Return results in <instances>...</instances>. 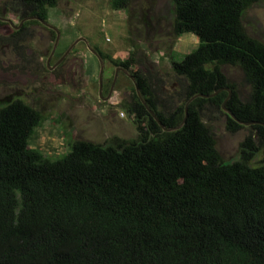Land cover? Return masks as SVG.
I'll use <instances>...</instances> for the list:
<instances>
[{"label": "trees", "instance_id": "1", "mask_svg": "<svg viewBox=\"0 0 264 264\" xmlns=\"http://www.w3.org/2000/svg\"><path fill=\"white\" fill-rule=\"evenodd\" d=\"M132 0H109L126 10ZM176 34L200 44L173 72L185 81L173 109L160 104L132 58L114 61L139 83L138 136L106 143L75 140L61 158L30 146L41 113L21 99L0 108V264H264V43L248 34L246 10L258 0H171ZM21 17L49 19L58 0H17ZM1 16V15H0ZM36 22L38 21H30ZM29 22V23H30ZM0 24L3 22L0 21ZM56 37V32H53ZM94 48L104 60L109 56ZM134 60V61H133ZM239 67L250 87L242 100L223 70ZM226 114L235 133L249 129L239 158L226 161L204 119Z\"/></svg>", "mask_w": 264, "mask_h": 264}, {"label": "rangeland", "instance_id": "2", "mask_svg": "<svg viewBox=\"0 0 264 264\" xmlns=\"http://www.w3.org/2000/svg\"><path fill=\"white\" fill-rule=\"evenodd\" d=\"M16 1L0 0V15L18 23L22 12L11 7ZM174 17L171 0H132L126 10L112 9L109 0H58L57 6L50 8L48 19L61 32L57 51L49 62L53 68H48L47 60L55 37L48 28L29 23L23 30L26 35L22 38V32L14 43L8 25L0 24V108L16 98L37 109L43 119L30 146L51 159L61 158L75 140L102 144L136 138L135 114L130 112L137 100L135 85L114 61L134 55L132 70L149 76L160 104L173 109L180 101L185 81L173 72L171 62L182 60L200 44L193 33H175ZM243 23L249 35L264 43V0L246 10ZM81 37L109 56L102 97L100 62L86 42L79 41L64 58ZM223 70L239 97L246 100L250 87L243 71L236 66H224ZM204 119L223 158L238 159L249 129L228 131L226 114L209 106ZM263 155L261 149L258 160Z\"/></svg>", "mask_w": 264, "mask_h": 264}, {"label": "water", "instance_id": "3", "mask_svg": "<svg viewBox=\"0 0 264 264\" xmlns=\"http://www.w3.org/2000/svg\"><path fill=\"white\" fill-rule=\"evenodd\" d=\"M26 20H32V19H37L39 20L40 22H42L44 25H46L47 27L53 29V30H56L57 32V39L55 41V44H54V47H53V51L52 53L55 52L57 46H58V43H59V40H60V37H61V32L60 30L53 26L52 24H50L49 22H47L45 19L39 17V16H29L27 18H25ZM0 20L2 21H5V22H10L11 23V19L9 18H5V17H2L0 16ZM13 24V22H12ZM14 25V24H13ZM83 40L84 42H86L89 50L98 58L99 62H100V74H99V80H100V97H102V94H101V88H102V80H103V75H104V71H105V60L103 59V57L101 56V54L94 48L90 45V43L88 42L87 38L85 37H81L79 38L78 40H76L71 46L70 48L68 49L66 55L64 56V58L73 50V48L75 47V45H77V43L79 41ZM63 58V59H64ZM122 70L123 72H125L134 82V85H135V90H136V93L138 95V97L141 99L142 103L146 106L147 110L151 113V115L154 117V119L159 123V125L162 127V129L164 131H167V132H171V131H175V130H178L180 129L186 122V119L188 117V111H189V105L191 102H193L194 99L198 98V97H203V98H211V97H214L215 95H217L221 90H218L217 92L213 93V94H196L194 96H192L186 103L185 105V118L184 120L181 122V124H179L178 126H175V127H167L164 125V123L159 119V117L153 112V110L148 106L147 102L145 101L146 99H144L142 93H141V90H140V86H139V83L137 82L136 78L133 76L132 73H130L127 69L123 68V67H120L118 68V70ZM116 76H117V72H116ZM227 91L229 92V95L228 97L226 98V100L223 102V105H222V108L223 110L231 117H233L236 121H238L239 123L241 124H244V125H254V124H262L264 125V123H260V122H244V121H241L237 118V116L227 107V101L231 98L232 96V91L230 89L227 88Z\"/></svg>", "mask_w": 264, "mask_h": 264}, {"label": "flooded vegetation", "instance_id": "4", "mask_svg": "<svg viewBox=\"0 0 264 264\" xmlns=\"http://www.w3.org/2000/svg\"><path fill=\"white\" fill-rule=\"evenodd\" d=\"M11 13H14V14H16L15 12H13V11H11ZM19 16V15H18ZM2 17H4V16H2ZM20 17V19H19V22L18 23H15L13 20H12V18H9V17H5V18H9V19H11V23L10 22H5V21H2V20H0L1 22H3L5 25L7 24L8 25V27L10 28V32H11V40L15 43V40L17 41V36H19L22 32H23V30H26L29 26H27V25H29V22L30 21H38L39 23H36V22H30V24H34V23H36V24H42L46 29L48 28L49 29V31H51L52 33L53 32H56V30H53V29H51V28H49V27H47L46 25H44L42 22H40L39 20H37V19H32V20H26L25 18H27V17H21V16H19ZM29 17V16H28ZM47 22H48V20H46ZM12 22H13V24H12ZM25 32V31H24ZM23 32V34L21 35L22 36V38L24 37V35H26L25 33ZM56 39H57V32H56V37H55V40H54V44H55V41H56ZM54 44H53V46H52V51H53V47H54ZM59 44V43H58ZM58 47V46H57ZM13 48H15V47H13ZM57 49V48H56ZM52 51H51V54H50V56H49V58H48V60H47V66H48V68H53V67H51L50 65H49V62H50V59H51V56L52 55H54V53H52ZM55 51H57V50H55ZM74 51V50H73ZM105 62H106V60H105ZM57 66V65H56ZM56 66H54V67H56ZM2 74H5V73H2Z\"/></svg>", "mask_w": 264, "mask_h": 264}]
</instances>
